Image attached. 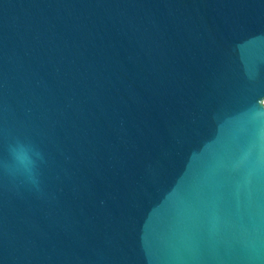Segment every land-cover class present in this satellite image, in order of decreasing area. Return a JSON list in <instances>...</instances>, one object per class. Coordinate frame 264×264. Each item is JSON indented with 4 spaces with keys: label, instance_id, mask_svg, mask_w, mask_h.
<instances>
[{
    "label": "water",
    "instance_id": "water-1",
    "mask_svg": "<svg viewBox=\"0 0 264 264\" xmlns=\"http://www.w3.org/2000/svg\"><path fill=\"white\" fill-rule=\"evenodd\" d=\"M0 264H264V0H0Z\"/></svg>",
    "mask_w": 264,
    "mask_h": 264
},
{
    "label": "clouds",
    "instance_id": "clouds-1",
    "mask_svg": "<svg viewBox=\"0 0 264 264\" xmlns=\"http://www.w3.org/2000/svg\"><path fill=\"white\" fill-rule=\"evenodd\" d=\"M15 157L26 171H28L30 174L34 173L35 161L31 159L28 148L24 147L23 145L19 146L15 150Z\"/></svg>",
    "mask_w": 264,
    "mask_h": 264
}]
</instances>
